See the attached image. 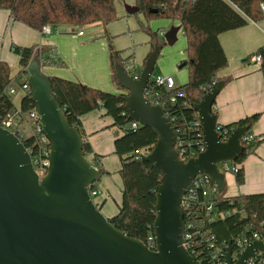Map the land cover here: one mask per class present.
<instances>
[{
	"label": "water",
	"instance_id": "water-1",
	"mask_svg": "<svg viewBox=\"0 0 264 264\" xmlns=\"http://www.w3.org/2000/svg\"><path fill=\"white\" fill-rule=\"evenodd\" d=\"M178 31L173 26L164 33L163 43L156 42L138 77L115 63L117 82L127 90L128 120L157 135L156 144L144 157L162 174L156 190L155 248L126 235L98 209L90 186L103 170L85 156L84 136L68 121L37 54L26 71L30 100L51 142L50 164L40 177L18 132L0 126V264H198L184 245L183 196L199 174L208 175L225 193L226 174L218 163L236 161L242 155L248 127L237 126L227 140H221L214 104L226 82L218 80L192 105L202 123L205 150L187 161L179 158L173 122L160 104L146 96L162 46L174 44ZM186 65L187 61L180 67ZM233 250L229 241L225 264H248L257 252L264 253V240L251 241L236 261Z\"/></svg>",
	"mask_w": 264,
	"mask_h": 264
},
{
	"label": "trees",
	"instance_id": "trees-1",
	"mask_svg": "<svg viewBox=\"0 0 264 264\" xmlns=\"http://www.w3.org/2000/svg\"><path fill=\"white\" fill-rule=\"evenodd\" d=\"M116 1L0 0V9L8 10L13 21L22 22L37 30H42L46 25L53 28L62 25L83 28L100 23L104 26L103 37L108 42L112 78L121 90L120 93L101 90L61 77L50 76V79L54 95L68 121L77 127L82 135L81 117L96 109H104L106 115L112 116L114 124L124 130V134L115 140V153L121 159L119 173L123 181L122 202L119 211L113 217L107 218L126 235L138 238L149 246L150 238L155 239L153 224L156 190L160 185L162 174L156 165L146 161L144 157L156 144L157 135L149 127L139 126L135 129L130 127L131 122L128 120L124 101L127 90L118 84L115 76V63L120 62L126 66L127 60L122 57L123 50L115 48L113 37L107 30V25L118 19ZM262 4L264 0H136L139 12L143 13L146 19L158 17L178 19L187 39L188 82L169 89L158 85L155 79L151 78L146 96L152 103L161 104L167 116L175 117L185 127L190 126L192 121L198 118L192 105L201 101L209 85L217 80L218 73L228 66V59L220 42V34L245 26L249 21L263 20ZM150 34L154 40L157 33ZM155 44L156 42L153 41L150 54ZM10 50L19 56L22 71L26 75V68L38 50L37 46L27 47L12 43ZM254 55L261 56L260 70L264 76V45L244 61L250 60ZM40 57L42 68L66 66V62L53 45L42 46ZM144 65L137 68L134 76L140 75ZM11 83L10 66L8 62L0 60V125L8 117L18 119L12 95L8 93ZM172 97H175L174 102ZM33 106L30 96L26 94L21 102V112L26 113ZM261 115L262 112H257L232 124L224 125L230 131L237 126L248 127L242 140L244 151L234 161L235 164L240 165L235 174L238 184H242L245 180L244 160L264 141V134L254 135L252 132L254 124ZM18 129L17 126L15 130ZM197 136L195 132L188 135L190 139ZM21 140L26 147H29L32 138H21ZM136 150L140 153L137 154ZM83 152L94 166L101 168V156L94 153L87 141H84ZM96 189V183L90 186V191ZM97 207L101 211V207L98 205ZM217 207L219 212L224 211L227 214L223 217L218 214L212 222H207L201 216V221H197L193 228L185 229V234L192 233L191 238L197 248V254L205 256L214 253V249L210 248L205 240L206 234L213 237L212 241L217 246L232 241L234 252L237 251L236 242L239 238L250 239L254 233H257L264 239V192L241 195L224 193L220 195Z\"/></svg>",
	"mask_w": 264,
	"mask_h": 264
},
{
	"label": "crops",
	"instance_id": "crops-1",
	"mask_svg": "<svg viewBox=\"0 0 264 264\" xmlns=\"http://www.w3.org/2000/svg\"><path fill=\"white\" fill-rule=\"evenodd\" d=\"M115 5L118 19L107 25V30L113 37L115 48L123 50L122 57L127 60L126 64L140 68L152 48V37L144 31L148 23L136 10V0H117ZM88 26V31L84 30L82 36L69 25L52 27L49 34H43L41 30L13 21L8 10L0 9V60L8 62L10 66L12 77L10 86H15L20 78L25 77L19 56L10 50L12 43L27 47L37 46L35 55L40 54L42 46L53 45L66 62V66L43 67L47 75L120 93L121 90L112 78L108 42L103 37L105 28L100 23ZM173 26L175 25L172 24L171 27ZM175 27H179L178 40L180 33L184 35V32L181 23ZM219 38L228 59V66L218 73L217 78L226 82L214 104L218 123L229 125L246 116L262 112L260 119L252 128L254 135H262L264 76L260 64L253 58L247 61L244 59L264 45V18L259 22L249 21L245 26L224 32ZM25 94L22 89L17 91L19 107L17 109L21 108ZM81 122L84 139L89 142L94 153L101 156L100 169L106 172L99 179V186L96 185L98 193L93 200L101 207L102 213L111 218L119 211L122 202L123 181L119 173L121 159L115 153V140L124 134V130L114 124L112 116L106 115L104 109H96L83 115ZM243 168L244 182L238 184L235 174H232L229 180L231 190L229 195L264 192V141L254 153L246 157Z\"/></svg>",
	"mask_w": 264,
	"mask_h": 264
},
{
	"label": "built area",
	"instance_id": "built-area-1",
	"mask_svg": "<svg viewBox=\"0 0 264 264\" xmlns=\"http://www.w3.org/2000/svg\"><path fill=\"white\" fill-rule=\"evenodd\" d=\"M261 10L263 12L264 17V4L261 5ZM52 31V27L50 25H46L42 28L41 32L43 34H49ZM78 35H84V29L78 30ZM253 59L256 63L260 64L262 59L260 55H254ZM126 68L129 73L134 76L137 67L133 64H126ZM138 77V76H134ZM155 82L158 85H163L166 88H174L176 87L174 78L172 76H157L154 77ZM218 80L212 82L209 85L207 91L211 90L216 84ZM21 89L25 91L27 95L30 96L31 89L28 84V74L25 75L23 82L21 84ZM17 92V89L14 86L8 87V93L13 95ZM25 94V95H26ZM172 101H175V97H172ZM161 105V104H160ZM162 106V105H161ZM17 113V120L14 117H8L2 121L0 126L7 128L11 131H17L20 138H32L31 144L27 147L30 155L31 160L34 166L35 171L39 174L40 177H43L46 172L47 168L50 164V156H51V142L43 132V127L40 121V115L34 105L30 110L26 113H29L30 118L32 119L33 123L30 126L32 133L30 136H25L21 130V121L24 119V115L26 113H22L21 109H16ZM196 112V111H195ZM198 114V112H196ZM128 114V113H127ZM169 117V116H168ZM175 126V133H176V144L175 148L178 152L179 158L183 161H187L190 158L196 157L200 152L205 150V143L203 137V127L200 121V117L198 114V118H196L190 126L185 127L182 123L177 121L175 117H169ZM131 128H138L140 123L137 121H130ZM18 126V130H15ZM218 133L221 137V140L225 141L228 139L230 133L232 131L228 130L224 127L223 124H218L217 127ZM192 132H195L198 136L190 139L188 135ZM139 154V150L135 151ZM240 165L235 164L234 161H224L218 163V168L220 171L226 173L236 174L239 170ZM91 196H95L98 192L97 190L90 191ZM222 193L219 191L217 185L211 183V179L206 174H199L197 175L190 185L188 186L184 196H183V210H184V219L187 218L185 221L186 228H193L197 221H201L202 218L207 220V222L214 221L218 216H225L227 214L224 211H218V202L220 199V195ZM229 214V213H228ZM200 216V219L198 217ZM202 216V218H201ZM192 233H184V245L186 248L193 254L196 258L198 264H225V248L227 244L217 246L213 241V237L206 234L205 240L208 242L209 247L214 249V253L212 255H205L201 256L197 254V248L195 247L194 243L192 242ZM261 239L257 233H254L252 238L248 239L246 237L237 239V251L234 252L233 250V259L236 261L241 252L244 250L246 245H248L251 241ZM150 248H155V239L150 238ZM248 264H264V253L259 251L256 255L251 258Z\"/></svg>",
	"mask_w": 264,
	"mask_h": 264
},
{
	"label": "rangeland",
	"instance_id": "rangeland-1",
	"mask_svg": "<svg viewBox=\"0 0 264 264\" xmlns=\"http://www.w3.org/2000/svg\"><path fill=\"white\" fill-rule=\"evenodd\" d=\"M139 15L144 18L146 23H148L147 27L144 30L146 33L150 34L153 32H157L156 38L154 40L152 39L154 42L163 43V36L165 31H167L172 26V24L177 26L180 23L178 19L172 20L169 18H161V17L146 19L143 13L139 12ZM74 28L75 31L79 30V28L76 27ZM80 29H84L85 31H88L87 29H89V26ZM186 46H187V39L185 35H183V33H180V35L178 36V40H176L174 44H169V43L163 44L152 78L157 76H164V77L172 76L176 81V86H181L187 83L189 80V67L188 65L184 67H180V65L183 62L187 61L188 58L186 53ZM19 82H16L14 86L17 89V91L21 90V84L23 82V79L20 78ZM12 96H13V102H15L16 104L15 107L17 109L19 108L17 107L18 106L17 92ZM32 123L33 121L30 118L29 113H26L24 115V119L21 121V130L25 136L31 135L32 130L30 126L32 125ZM231 176H233L232 173H226V182H227V190L225 192L226 195H229L231 192L229 186V180ZM96 185L99 186L98 181H96ZM94 197L95 196H93V198Z\"/></svg>",
	"mask_w": 264,
	"mask_h": 264
}]
</instances>
